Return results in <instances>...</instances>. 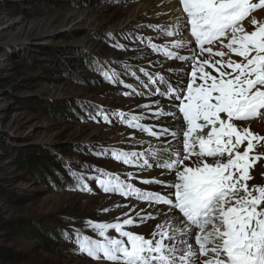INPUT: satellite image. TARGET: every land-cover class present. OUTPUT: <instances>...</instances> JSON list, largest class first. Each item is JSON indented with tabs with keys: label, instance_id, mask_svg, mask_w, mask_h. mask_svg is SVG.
<instances>
[{
	"label": "snow or ice",
	"instance_id": "snow-or-ice-1",
	"mask_svg": "<svg viewBox=\"0 0 264 264\" xmlns=\"http://www.w3.org/2000/svg\"><path fill=\"white\" fill-rule=\"evenodd\" d=\"M178 5L181 14L174 25H149L174 39L169 47L148 38L147 47L180 61L179 68L169 71L183 73L175 84L163 75L144 73L151 84L165 86L151 93L164 104L157 99L142 106H156L152 116L165 118L163 124L146 125L140 122L144 117L119 113L128 127L157 140L169 139L145 153L111 150L114 160L141 171L162 169L159 175L165 179L141 180L162 190L137 187L128 182L134 179L131 173L122 180L98 169L99 175L90 179L104 193L147 208L117 203L115 208L127 211L111 221L85 222L97 238L79 229L65 236L94 264H264V185L249 184L256 165L264 161V153L257 152L264 146V135L247 123L264 119V20L254 15L264 10V0H178ZM185 30L190 40L179 38ZM113 46L125 48L119 42ZM103 75L123 83L114 72ZM97 117L111 122L102 109L90 118ZM108 154V149L96 153ZM71 174L80 181L81 191H92L82 176ZM141 226L147 234L134 230Z\"/></svg>",
	"mask_w": 264,
	"mask_h": 264
},
{
	"label": "rangeland",
	"instance_id": "rangeland-1",
	"mask_svg": "<svg viewBox=\"0 0 264 264\" xmlns=\"http://www.w3.org/2000/svg\"><path fill=\"white\" fill-rule=\"evenodd\" d=\"M135 2L0 0V25H10L0 29V245L19 252L22 264H94L65 233L79 229L97 238L85 222L106 221L98 196L128 201L104 193L90 178L102 169L125 180L123 171L137 168L111 157L121 137L115 131L137 130L119 113L134 115L128 101L148 82L147 66L130 55L151 27L143 20L114 28ZM117 42L125 48L114 47ZM105 71L123 83L105 79ZM101 109L110 123L90 118ZM101 149L109 154L96 155ZM257 171L255 185H264L261 162ZM72 172L92 191H81Z\"/></svg>",
	"mask_w": 264,
	"mask_h": 264
},
{
	"label": "bare ground",
	"instance_id": "bare-ground-1",
	"mask_svg": "<svg viewBox=\"0 0 264 264\" xmlns=\"http://www.w3.org/2000/svg\"><path fill=\"white\" fill-rule=\"evenodd\" d=\"M137 2L132 3V5H129L128 7V17L126 20L121 22L119 25H117L116 29H120L126 25L129 24H138V22H141L143 20H146V22L149 25H164V26H170L174 25L176 23V17L180 16V12L178 11V0H135ZM127 8V7H126ZM254 15L259 20H264V11H261L259 13H254ZM245 27L251 31L252 28L248 24L247 21L244 22ZM10 27L8 23H3L0 25V29L2 32L7 30ZM130 27V26H129ZM121 30V29H120ZM147 31V36H145L143 42H141L142 47L137 48L136 53L130 55V58L142 62L145 66H147L148 73L155 76L156 74L163 75L166 79H168L171 83L175 84L177 75L183 76V73H175L172 71H169L170 68H179L181 65L180 61H172L171 59H167L160 53H153L149 47H147V44L149 42L148 38H151L152 43H156L158 45H169L170 47V41L174 38L164 37L158 30H154L153 28L149 29L148 27L145 28ZM182 37H179L181 39H189V36L187 34L188 30H185ZM174 51L180 52V54L187 55L188 53L185 50H177L173 49ZM234 59H238L233 57ZM139 62V63H140ZM147 77V76H146ZM157 84H159L157 82ZM155 84V85H157ZM145 85L147 87H143V90L141 91L143 95H140V97H132L130 101H128V104L130 103L131 108L134 111V115L144 117L140 122L146 125H162L165 118H161V120H157L155 117L152 116V112L156 110V106H153L151 110L145 109L142 107L146 104H151L153 100L161 99V103L164 104L165 101L155 95H151V93L154 91L155 87L152 86V84L148 81L145 82ZM158 86V85H157ZM164 86V85H163ZM160 87V85L158 86ZM167 110V109H166ZM262 119H254L250 122H247L250 124L251 130L255 133H258L260 135H264V124L262 122ZM107 130V129H106ZM118 130V129H117ZM130 130V129H129ZM127 130L126 128L119 129L116 132V135L120 133L121 137L117 139V143L113 144L117 147L115 150H123L126 152H138V153H145L150 148H160L163 147V140L169 139V138H162L161 140H157L155 137H150L149 135L140 132L138 130ZM156 130H159V127H157ZM102 131V130H101ZM114 135V134H113ZM117 137V136H116ZM119 137V136H118ZM155 139V140H153ZM151 142L153 144H150L148 146L142 145L143 143ZM141 143V144H140ZM146 145V144H145ZM120 148V149H119ZM258 153H264V146H258L257 147ZM150 162H152L150 160ZM261 163L264 165V161H261ZM257 166V165H256ZM162 171V169L153 168L147 171H141L138 167L137 168H128L123 171V176L126 177L125 180L128 179V174L131 173L134 177V179L128 181L131 183L137 182V179L140 181V184L138 185L142 187L144 190L147 191H161V187L158 185H143L141 183L142 179L155 177L157 179H165V176L159 175V173ZM141 172V175L138 173ZM253 176L254 178L249 181L250 185L255 184L256 177L261 176V171L256 172V167L253 170ZM170 179V178H169ZM136 185V184H135ZM105 196V195H102ZM102 196H98V202H97V210H102L103 208H109L112 209L111 212L108 213L106 217V221H111L115 216H120L123 212L127 211L125 208H115V204H128L129 206L132 205H138V207H144L147 208V205L140 204L139 202L135 200H128L123 201L122 199H119L117 197L113 196H107L108 198H104ZM163 207V206H161ZM148 211H152L151 208H148ZM162 220V218H160ZM137 232L145 233L147 234V230L141 226L139 228L134 229Z\"/></svg>",
	"mask_w": 264,
	"mask_h": 264
},
{
	"label": "trees",
	"instance_id": "trees-1",
	"mask_svg": "<svg viewBox=\"0 0 264 264\" xmlns=\"http://www.w3.org/2000/svg\"><path fill=\"white\" fill-rule=\"evenodd\" d=\"M22 255L13 248L0 245V264H22Z\"/></svg>",
	"mask_w": 264,
	"mask_h": 264
}]
</instances>
